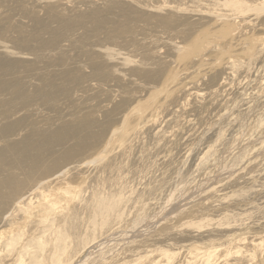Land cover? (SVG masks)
I'll use <instances>...</instances> for the list:
<instances>
[{
	"label": "bare ground",
	"instance_id": "bare-ground-1",
	"mask_svg": "<svg viewBox=\"0 0 264 264\" xmlns=\"http://www.w3.org/2000/svg\"><path fill=\"white\" fill-rule=\"evenodd\" d=\"M96 1L89 0L87 3L94 6H86L82 13L73 12L68 8L70 3L68 7L66 3L63 4L64 0L46 5L44 9L38 10L39 12L26 9L27 5L23 7L26 10L22 13H16L14 10L5 13L0 7L1 24H7L6 28L0 31V39L10 41L16 47L23 49L24 42L31 40L33 35L38 39L36 32L39 33L40 30L36 28L38 31H35L32 26L43 24L41 30L47 39L39 46L35 39L34 46H28L26 50L30 51L28 54L30 58H26L28 60L26 62L29 64H26V68L22 65L24 66L22 71L32 74L31 71L36 69L39 71L40 67L37 65H40L41 61L46 60L45 63H49V66L43 69L46 71H43L42 75L40 72V79L34 83L29 81L25 92H9L5 95L0 93V239L13 230H24L30 219L41 214L39 206L45 205L42 207L53 208L54 212L66 209L68 214L82 212L85 215L81 227L85 230L89 245L74 264H220L217 257L214 258L210 251L200 249L198 245L195 246L199 248L189 251L171 249L177 245L180 236H185V232L193 228L206 230L211 227L213 221L211 220L213 218L198 219L186 224L187 219H195L201 214L196 215L193 208H189L188 205L192 201L187 198L189 196L181 195L184 191L182 180L174 185L172 182L174 174H170L164 182L165 187L162 182V188L157 192H161L169 185L171 188L162 198L158 209L152 210L149 217L148 215L134 217L123 222L118 214H111L105 209L99 218L106 219V224H101L99 218H96L95 222H99V225L93 230V222L87 220L86 213L87 209H90L89 212L92 210L95 198L101 193L113 197L128 195L126 194L128 190L133 191V182L137 180L143 182L147 175H150V170L157 166L156 157L176 143L180 138L178 132L183 131L186 126L188 112L196 108L194 105L192 109L191 93L186 96L184 104L181 103L180 97L175 96L186 85L179 82L180 66L186 65L197 55L208 54L209 49L213 47L233 49L237 27L227 18L213 17L230 16L228 9L202 7L199 6L201 2L199 0H158L157 4L153 0H99L100 6L95 7ZM166 1H169L172 7L175 5L174 10L170 9L172 7L164 8L167 6ZM154 5L158 6L157 12L138 9L141 7L147 9ZM97 8L104 14L99 15ZM200 9L204 11L203 15L190 13H196V10ZM41 12L45 16L43 22L40 20ZM83 24L88 25V28L83 35L81 33V36H78L79 34L75 36L76 42L66 39H72L73 30L78 31V27ZM33 31L37 35L32 33ZM162 37L183 45V51L176 58V66L173 68L172 55L163 52L166 43ZM260 39L252 35L251 47ZM106 44L134 55L137 70H126L127 76H119L118 69L105 59L103 47ZM69 48L78 50L81 57L68 58L66 49ZM215 50L211 54H214ZM217 54L224 53L221 50ZM224 61L225 59L221 57L220 65ZM71 66L75 67L72 72H68ZM230 71V68H227L218 78L209 82L203 81L200 86L209 85L214 89L218 86L217 82L224 80L222 77L228 76ZM200 76L201 72H198L192 80L199 79ZM135 81L141 82V85L132 86ZM19 84L22 86L21 82ZM157 84L160 85L158 90L146 93ZM38 90H42L43 95L34 102ZM26 95L33 100L26 102ZM159 95H164L163 100L166 102L174 99L167 108L172 111L170 122L164 127L162 124L165 125L167 120L159 121L160 126H157L156 131L150 136L156 139L153 151L150 149L152 146L148 148L142 145L146 133L141 132V128L155 119L166 103L157 100ZM215 98L216 94H211L210 99ZM40 102L44 109L38 104ZM25 113L30 115L27 116ZM153 122L156 124V120ZM188 129L187 133L197 131L196 126H189ZM134 133L133 141L127 144ZM135 147L152 153H149L141 164L135 163L134 166H130L132 160L137 157L132 153ZM116 149L121 150L118 156L108 158L107 161L103 159ZM94 166L97 177L90 185V197L81 200L80 203L79 194L86 184L89 173L86 171ZM162 166L165 168L166 165ZM227 172L225 169L221 176L224 177ZM65 185L69 188L68 193L61 189ZM206 185L203 186L206 188ZM200 191L196 189L190 192L192 198L197 193L202 195ZM76 201L80 204L74 211ZM181 220L186 225L181 224V228L171 226L180 223ZM121 223L122 229H110ZM78 225L80 223L73 227ZM23 235L24 233H21L20 237ZM15 241H18V238H15ZM142 243L148 245L150 250L134 260L123 251L134 244L143 245ZM65 253H68V248ZM173 253H181L183 259L174 261L177 255ZM195 254L198 256H193ZM15 256L10 260L3 257L0 263L27 264L26 261L15 260ZM48 256L50 258L44 260V264H50L53 258L51 253ZM261 263L264 264V254L261 255Z\"/></svg>",
	"mask_w": 264,
	"mask_h": 264
},
{
	"label": "rangeland",
	"instance_id": "rangeland-1",
	"mask_svg": "<svg viewBox=\"0 0 264 264\" xmlns=\"http://www.w3.org/2000/svg\"><path fill=\"white\" fill-rule=\"evenodd\" d=\"M14 1L15 0H0V7L3 12L6 13L8 11L10 12V10H14L16 13H22L27 8L32 11H40L44 9V6L55 4L62 0ZM69 1L64 0L63 4L66 3L65 5L67 7L70 5L68 8L72 9L75 13H82L86 6H94L93 4L87 3L89 0ZM153 1L156 4L158 3V0ZM199 1H201L199 6L202 7L215 6L221 7L224 10L228 9L230 16L224 17L222 15H214L213 17H218L220 19L227 18L229 19L228 21L233 22L237 27L234 35L233 49L218 47L224 54H217L221 52V50L218 48L217 50L216 47H213L209 49L210 51L207 52L208 54L197 55L192 60L188 61L186 65L180 66L179 82L186 83V85H184L175 96L176 98L180 97L182 99L181 103L184 104L186 96L191 93L192 109L194 105L196 106L194 110L189 111L187 114V119H185V121L187 120L185 124L187 127L185 126V130L183 129V131L178 132L180 138L176 143L170 146L169 150L164 151V155L166 151H168L165 155L166 158L163 154H161L162 156L158 155L156 157L157 166L150 170V175L148 174L143 182L142 180L134 181L133 191L128 190L126 193L128 195L113 197L105 193L99 194V197L95 198L92 210L89 212L90 209H87L86 218L93 222L92 229L96 230L99 222L101 224H106V219L101 217L102 220H100L99 218L105 209L109 210L111 214H118L117 216L123 222H127L134 217L141 218L145 215L149 217L152 210L158 209L162 198L171 188L169 185L161 192H157L162 188V182L164 183L167 178H169L170 174H174L175 178L172 182L175 185L182 180L183 189L187 193L181 189L183 191L181 195H185L184 197L189 196L187 198L189 201H192L188 205L189 208H193V212L195 211L196 215L201 214L195 219H187L186 224L198 219L213 218L211 219L213 221H211V227L206 230H194V228L193 230H188L185 232L184 237L180 236V238L177 239V245L173 246L171 249H185L189 251L200 247V249L210 251L214 258L217 257L218 263L220 264H262L261 255L264 254V0ZM99 2V0L96 1L97 4L95 7L100 6ZM68 3L70 4L68 5ZM166 3L167 6H164V8L172 7L169 1H166ZM26 5L27 7H25L26 9L24 10L23 7ZM157 7V5H154L151 8L143 9L141 7V9H138L145 12H157ZM174 8L175 5L170 9L174 10ZM97 9L99 10V15L104 14L100 8ZM203 12L204 11L200 9L196 10V13H190L200 16L203 15ZM41 13L39 14L40 17H42L40 20L43 22L45 16L43 12ZM2 24L0 21V31H3L7 26L6 23ZM29 25L32 26V24ZM42 25L41 23V26H32V28H35V31H38L37 29L40 30L39 33L36 32L39 38L37 39V36L35 38L33 35L31 40H27L28 42L26 43L24 42L25 45L23 44V49L19 46H14L10 41H3L0 39V63L3 60L0 64V74L3 72L1 74L2 76H0L1 94L25 92V88L30 84L29 81L33 83L36 82L40 79V72L42 75L43 69L49 66V63H45V60L41 61L40 65H37L41 70L39 69L38 71V69H36V71H31L33 75L22 71L23 67L25 66L26 68V64H29L26 62L28 61L26 58H30L28 55L30 51L26 50L28 46H34L35 39H37L35 43H37L38 46L47 39V36L44 37L45 35L41 30ZM36 26H39V28ZM78 28V31L75 29L73 30L74 37H72V39H66L76 42L75 40H77V38L75 36L77 34H79L78 36L83 35L88 25L83 24ZM35 31L32 33H35ZM252 35L261 38L260 41L254 44V47H251L250 42ZM162 40L166 43L163 52L172 55L171 68H173L176 66V58H178L183 51V45L177 41H171L167 37H162ZM213 50L216 52L211 54ZM230 50H232L231 53ZM66 52L68 58L81 57L79 51L73 48L66 49ZM103 54L106 56L105 59L110 62V65H114L115 68L118 69L119 76H127L125 73L126 70H137L138 68L136 57L130 55L131 53H127L123 49L114 48L106 44L103 47ZM2 56H4L3 58L5 59H3ZM7 57L10 59L8 60ZM221 57L225 59L222 65H220ZM19 64L22 69H20L21 67ZM41 64L43 65L41 66ZM13 65L16 66L14 67ZM74 67L75 66H71L68 72H72ZM227 68H230V74L226 77L223 76L222 78H224V80L218 81V86L216 88L212 89L209 85L203 86L204 84L200 86V83L203 81L207 80L209 82L218 78ZM198 72H201L200 78L192 80ZM37 73L38 75H36ZM165 74L163 76H165ZM20 82L22 86H20ZM139 85H141L139 81H135L134 84H132L134 87ZM159 86V84L155 85L148 89L146 93L148 94L150 91L153 92L158 90ZM213 93L216 94L215 100L210 99ZM35 95H37V97L34 99V102H37L43 95V91L38 90V93ZM163 99L164 95H159L157 100ZM173 99L167 102L163 100L162 103L164 101L166 103L159 110L158 116L156 115L155 119L153 118L151 121L152 123L149 121L150 123H148V125L144 124L143 129L141 128V132L146 133V138L142 143L143 146L146 145L148 148L152 146L150 149H154L156 139L150 138V136L156 131L157 126H160L158 124L159 121L163 119L165 122L167 120L165 125L164 123L162 124L164 127L170 122L169 118L171 117L172 111L167 110V108H169ZM30 100H33L30 96H27L25 99L26 102H31ZM38 104L44 109L41 102ZM25 115L28 116L30 114L25 113ZM155 120L157 125L153 122ZM189 126H196L197 131L194 133H187V131H189ZM134 135L135 133L130 136L127 144L133 141L132 136ZM124 149H122V152ZM120 152L121 150L116 149V151L105 156L106 158L103 159L107 161L108 158L118 156ZM132 153L137 157L132 160L133 162L130 166H134L135 163L141 164L143 160L147 159L149 153L152 152H146V150L135 147ZM156 160H154V164ZM162 165H166L165 168H162ZM225 169H227L228 172L223 177L221 176V172ZM86 172L89 173L87 175L86 184L79 194L78 201H80V203H82L81 200H86L90 197V185L93 184L92 182H94L97 177L95 166ZM165 185L164 183L163 186L165 187ZM203 185L207 187L205 188ZM61 189L64 193L69 192L67 185L63 186ZM196 189L199 191L201 189L200 193L202 195L197 193L194 198H192L193 195H191V193ZM203 198L209 199L210 201ZM78 201H76L77 204L75 203L76 206L74 211L77 210L76 207L80 204ZM137 201H139V203H137ZM47 205L50 206V203ZM42 206L45 205H41L38 208L41 214L30 219L24 230H13L0 239V241H2V243L0 242L1 263L3 257L10 260L14 255H16L15 260L26 261L27 264H44V260L48 257L50 258V256H48L50 253L51 257L53 256L50 264H74L77 259L79 260L81 258V254L85 252L89 245V241L86 240L85 230L81 227V221L85 219V215H83L82 212H72L68 214L66 209L59 210L60 212H54L52 211L53 208L50 209ZM198 206L200 207L198 208ZM209 209L210 211H208ZM62 217L63 219H61ZM96 218H99V222H95ZM77 223H80V225H78L80 229L77 228L78 226L73 227L76 226ZM181 224H185V222L181 220L180 223L175 225L171 224V226L181 228ZM122 225L123 223L110 229H122ZM55 228L57 229L55 230ZM21 233H24L22 237H20ZM15 238H18V241H15ZM142 244L143 245L136 246L134 244L123 249V251L128 254L131 260H134L150 250L148 245ZM67 248L68 253H65ZM1 251L3 253H1ZM214 251L215 253H213ZM173 254L177 255L174 257V261L183 259L181 253ZM193 256L197 257L198 254Z\"/></svg>",
	"mask_w": 264,
	"mask_h": 264
}]
</instances>
